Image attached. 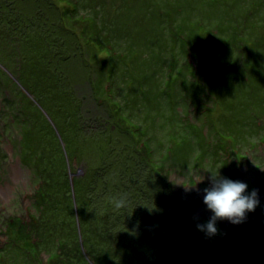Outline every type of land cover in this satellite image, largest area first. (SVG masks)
<instances>
[{"label": "rangeland", "instance_id": "1", "mask_svg": "<svg viewBox=\"0 0 264 264\" xmlns=\"http://www.w3.org/2000/svg\"><path fill=\"white\" fill-rule=\"evenodd\" d=\"M0 8V264H264V0ZM212 173L259 204L200 235ZM103 216L117 242L92 238L95 259L81 219Z\"/></svg>", "mask_w": 264, "mask_h": 264}, {"label": "clouds", "instance_id": "2", "mask_svg": "<svg viewBox=\"0 0 264 264\" xmlns=\"http://www.w3.org/2000/svg\"><path fill=\"white\" fill-rule=\"evenodd\" d=\"M204 204L213 213L209 221L204 225H198V229L209 236L217 234L216 223L218 220H228L233 224H240L246 219L249 212L255 211L259 204L258 190L248 192V185L239 180H231L213 174L211 187L204 189ZM107 202L114 209L126 207V199L122 195L107 197Z\"/></svg>", "mask_w": 264, "mask_h": 264}, {"label": "trees", "instance_id": "3", "mask_svg": "<svg viewBox=\"0 0 264 264\" xmlns=\"http://www.w3.org/2000/svg\"><path fill=\"white\" fill-rule=\"evenodd\" d=\"M23 4V3H22ZM18 5L20 6V4H19V2H18ZM77 6V5H76ZM3 8H4V6H2ZM21 8H22V6H21ZM2 10V8H0V11ZM75 11H79L78 10V6H77V8H76V10ZM22 13H24L23 11H21ZM20 14V13H19ZM78 14H76L75 16H77ZM29 16V15H28ZM32 17V15H30L29 16V18H27V22H24L23 24H28L29 23V19ZM25 19V18H24ZM217 27H219V26H217ZM39 30L42 32L43 31V33H39V32H37V34H38V36H41V37H44V38H46V39H48V34L46 35L45 33H46V31H45V27H43V26H41V27H39ZM205 30H209V32H211L210 31V29L209 28H207V27H205ZM22 39H23V37H22ZM222 39H227L226 37L225 38H222ZM227 42H229V40L227 41ZM227 42H221L223 45H229ZM235 43L237 44V42L235 41ZM25 44V40H24V42L22 43H20L19 44V48H18V50L19 51H21V50H23V45ZM15 52V51H14ZM16 54H17V51L15 52ZM69 61L70 60H68V63H69ZM231 62H235L234 63V66H235V64L237 65L238 63H236V61H231ZM6 65V64H5ZM41 79L43 78V77H47L48 79H49V84H50V86L48 87L50 90H48L47 92H52V91H56L59 87H61L60 85H59V87H57L54 83H51L52 82V80H51V78H52V76L48 73V71H42L41 72V75L39 76ZM48 82V81H47ZM21 84H22V80H21ZM40 87V86H39ZM29 91H30V93H32L33 95H36V98H37V100H38V102L40 103V102H43V105H42V103H40L42 106H43V108L45 109V111L47 112L46 114L47 115H45V120L46 121H44L43 123H44V125L47 127V128H49L50 130H51V133H52V139H53V141L55 142V140L57 141L58 139H57V130L55 129V127L58 129V131L61 133V128L59 127L58 128V126H57V123H58V121H56L57 119H56V117H55V115H53L54 117H52V115L50 114V111H52L51 110V108H50V105L47 103V100H41L42 99V97L41 96H39V95H43V91L41 90V91H39V93H38V91L36 90V89H32L31 87L30 88H27ZM33 91V92H32ZM48 115H49V117H51V121L49 120V118H48ZM55 127H54V126ZM61 135H63L62 133H61ZM58 142V141H57ZM173 196V195H172ZM264 205V204H263ZM108 217L109 216H107V218L105 219L104 218V216H103V218L104 219H102V222H94V221H92V222H89V223H84V221L81 219V236H82V240L84 241L83 243H84V246H85V248L89 251V253H90V255H92L91 257H94L95 259H97L96 258V251H94V247H91L92 246V244H90L89 245V242L92 240V238L93 239H98V238H102V239H108L109 240V242L111 241V240H113L114 241V243L115 242H117V239H116V231H113L112 230V228L110 227V224H109V219H108ZM116 225L119 227V224H117L116 223ZM202 225V224H201ZM90 227V229H88ZM120 228V227H119ZM259 230H261L260 229V227L258 228ZM197 231V233H199L200 235H201V230H196ZM178 240V239H177ZM200 242H201V240H199ZM121 242H122V239H121ZM182 245L184 244L185 245V242H182L181 243ZM88 245L90 246V247H88ZM180 245V244H179ZM194 245H197V247L200 245L197 241L194 243ZM79 246H80V248H82V246L80 245V243H79V245L77 246L78 247V249H79ZM153 262L152 261H150V260H148V261H146V263L145 264H152ZM112 264V263H111Z\"/></svg>", "mask_w": 264, "mask_h": 264}]
</instances>
